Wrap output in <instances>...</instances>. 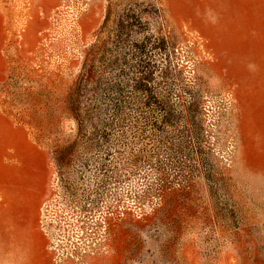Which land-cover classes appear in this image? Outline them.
<instances>
[{"label": "rangeland", "instance_id": "374dc122", "mask_svg": "<svg viewBox=\"0 0 264 264\" xmlns=\"http://www.w3.org/2000/svg\"><path fill=\"white\" fill-rule=\"evenodd\" d=\"M114 55L201 154L104 130ZM0 264H264V0H0Z\"/></svg>", "mask_w": 264, "mask_h": 264}, {"label": "trees", "instance_id": "16d2710c", "mask_svg": "<svg viewBox=\"0 0 264 264\" xmlns=\"http://www.w3.org/2000/svg\"><path fill=\"white\" fill-rule=\"evenodd\" d=\"M128 63V60L122 64L119 63L117 55L109 57L104 71L105 76L100 79L103 82H100L102 85L100 98L102 101L107 99L105 111L109 110L112 113L110 118L102 121L101 125L105 128L104 130H107V126L114 125L122 136H128L136 142L139 139L144 140V144L147 145L151 132L162 130L172 123L176 126L175 135L179 143L177 147L184 159H188L190 154L188 150H183L184 147L181 144V137L184 134L195 142L191 152L201 154L203 148L201 147L200 126L196 120H193V111L197 107L196 98L191 97L188 104L176 112L162 94L158 95L153 92L150 77L152 72L147 70L148 74H143L142 71L136 70V66H140L137 61L133 64ZM110 106L111 108L108 109ZM154 107L160 112L159 116L153 114ZM181 121L183 124H179ZM144 150L146 149H134L131 152L132 157L130 156L134 162L142 158L144 160L142 167L149 160V155L143 153ZM161 186H166V183L163 182Z\"/></svg>", "mask_w": 264, "mask_h": 264}]
</instances>
